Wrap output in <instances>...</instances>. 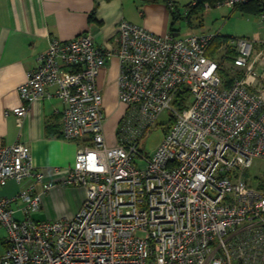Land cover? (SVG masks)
Here are the masks:
<instances>
[{
  "label": "built area",
  "instance_id": "built-area-1",
  "mask_svg": "<svg viewBox=\"0 0 264 264\" xmlns=\"http://www.w3.org/2000/svg\"><path fill=\"white\" fill-rule=\"evenodd\" d=\"M216 33L157 34L121 20L112 49L98 47L91 32L50 40L18 87L26 103L5 115L20 120L37 101H63V135L83 141L64 182L84 188L85 198L70 217L34 219L54 184L27 144L0 146V188L19 186L0 194V264H264V188L246 176L264 160V41L232 39L213 58ZM228 46L236 54L222 60ZM113 56L126 109L109 145L97 76ZM222 68L235 77L229 87ZM181 86L190 99L178 110ZM164 111L173 123L146 154L141 139Z\"/></svg>",
  "mask_w": 264,
  "mask_h": 264
},
{
  "label": "crops",
  "instance_id": "crops-1",
  "mask_svg": "<svg viewBox=\"0 0 264 264\" xmlns=\"http://www.w3.org/2000/svg\"><path fill=\"white\" fill-rule=\"evenodd\" d=\"M189 2L196 3V0H175L180 9ZM211 8L221 9L218 15L230 22L224 33L217 30L223 35L264 41V21L260 14H246L222 6L208 7L204 16ZM169 9L163 3L145 4L141 0H0V146L15 142L27 144L36 169L42 170L46 179L54 184V188L43 195L41 210L33 213L34 219L70 217L81 205L85 198L84 188L71 186L64 180L66 168L73 163L83 141L64 137V103L55 96L37 101L20 120L14 114L5 115V111L26 103L18 93L19 85L25 82L29 71L37 68L38 56L49 48L52 38L65 42L91 32L98 47L112 49L121 20L131 21L157 34L170 32ZM194 31L190 27L185 34ZM118 76L117 56L108 60L97 76V86L104 98V133L109 141L110 135L116 140V131L126 109L122 104L119 105L122 108L113 107L117 99ZM18 188L16 182L10 180L0 188V194L11 195ZM19 213L25 217L23 211L18 210L15 212L17 219H23L17 216ZM2 246L0 255L6 250L4 239Z\"/></svg>",
  "mask_w": 264,
  "mask_h": 264
},
{
  "label": "trees",
  "instance_id": "trees-1",
  "mask_svg": "<svg viewBox=\"0 0 264 264\" xmlns=\"http://www.w3.org/2000/svg\"><path fill=\"white\" fill-rule=\"evenodd\" d=\"M222 1L224 0H196V3L189 2L184 6L183 9H180L179 6L175 3V0H141V2L145 4L163 3V4H166L170 8L169 11L171 14V19H172L170 32L173 34L174 32L179 33V29L175 28V23L180 19L184 20L186 25L192 28L194 27L200 28L201 26H203V18H204L203 16H204L205 10L208 7H216V5ZM170 3H172L173 8L170 7ZM263 7H264L263 0H250L246 3L236 4V6L230 7V8H233L234 10H238L246 14H253V15L260 14V17H261V12H262ZM94 15H95V11L91 15L92 21L94 20ZM195 20L197 21L195 22ZM236 38H239V37H233V36L229 37L217 31L216 35L212 38V42H211L208 54L213 58L217 57V51L219 47L224 42L228 43L230 40L236 39ZM235 54H236V51L234 49H229V46H228V50L222 56V60H226L225 58H227L228 60H232ZM222 60L220 61L221 65L223 64ZM220 73H221L224 85L226 87H229L233 83L235 77L232 76L229 70L226 68H222ZM189 99H190V93H189L188 88L181 86L180 88H178L175 94V97L173 100V107H175L178 110H181L188 105ZM173 120H174V115L170 114L169 120L166 123H161L164 133L168 132L169 128L171 127L173 123ZM256 178L257 176L255 177V179ZM261 186L264 188V180L261 181L260 187Z\"/></svg>",
  "mask_w": 264,
  "mask_h": 264
},
{
  "label": "rangeland",
  "instance_id": "rangeland-1",
  "mask_svg": "<svg viewBox=\"0 0 264 264\" xmlns=\"http://www.w3.org/2000/svg\"><path fill=\"white\" fill-rule=\"evenodd\" d=\"M221 9L219 8H211L208 10L210 13L204 16L203 18V26H201L203 29L197 30V27L192 28L195 30V33H200V32H214L217 30H222L224 33V29L229 27L230 22L226 21L224 18H222V15H218V12ZM197 20H195L196 22ZM237 25L239 23H236ZM175 28L179 29V35L178 36H183L185 33L190 31V27H188L185 23L184 20L180 19L175 23ZM197 30V31H196ZM119 80V76H118ZM121 101L119 99V85H118V92H117V99L115 100L113 107L115 109L117 108H122L121 106ZM123 105V104H122ZM124 106V105H123ZM114 109V110H115ZM125 109V106H124ZM116 111V110H115ZM170 118V114L168 111H164L157 123L146 131L145 135L141 139L139 148L145 152L146 154L152 153L156 147L159 145L160 141L162 140L164 136V131L161 123H166ZM111 119V118H110ZM112 121V120H111ZM111 141H109V138H107L108 144L113 145L115 143L113 136H111ZM246 176L250 178V182L253 185H256L259 181L261 182L264 180V160L261 159H255L252 166L248 169ZM257 178L255 179V177ZM19 218H23V214L19 213L17 215ZM4 228H0V249L3 247L2 246V241L3 239L6 240L7 234L6 230L4 233Z\"/></svg>",
  "mask_w": 264,
  "mask_h": 264
},
{
  "label": "water",
  "instance_id": "water-1",
  "mask_svg": "<svg viewBox=\"0 0 264 264\" xmlns=\"http://www.w3.org/2000/svg\"><path fill=\"white\" fill-rule=\"evenodd\" d=\"M178 33H176L175 35H177Z\"/></svg>",
  "mask_w": 264,
  "mask_h": 264
}]
</instances>
